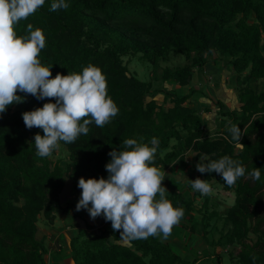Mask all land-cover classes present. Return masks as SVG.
Wrapping results in <instances>:
<instances>
[{"label":"trees","instance_id":"trees-1","mask_svg":"<svg viewBox=\"0 0 264 264\" xmlns=\"http://www.w3.org/2000/svg\"><path fill=\"white\" fill-rule=\"evenodd\" d=\"M52 2L45 0L21 20L17 36L28 35L29 23L43 31L45 47L38 58L42 66H52L51 78L81 74L90 64L98 67L119 112L102 128L90 125L89 133L74 143L59 142L69 151L65 165L51 159L55 150L49 157L36 154L34 137L44 133L28 129L23 121V113L55 99L38 100L18 91L23 102L0 113V264H62L47 260L45 239L37 236L38 223H55L57 212L80 216L75 204L59 201L66 179L82 192L80 178H108L109 153L124 150V140L151 147L154 137L159 145L150 166L160 170L187 168L189 152L204 163L223 156L238 161L245 176L231 187L216 173H202L200 178L232 193L234 205L221 214L210 195L192 189L196 179L186 182L185 191H177L180 182L174 180V191H167L166 199L184 210L182 226L190 234L200 232L205 249L192 248L188 252L197 251L194 256L183 255L158 235L131 244L117 242L122 230L114 231L108 221L99 233L90 231L88 224L78 230L69 245L73 264H264V90L256 88L264 80V0H65L68 9L50 11ZM138 55L153 67L169 63L173 55L183 57L186 64L166 67L161 82L189 88V93L170 90L164 102L173 106L159 105L152 97L154 84L133 74L124 61ZM218 61L234 72L239 107L226 110L225 103L217 101L222 129L212 136L199 111L186 104L198 93L196 71L204 72L207 64ZM232 125L242 132L243 151L232 140ZM254 168L261 169L260 180L248 175Z\"/></svg>","mask_w":264,"mask_h":264},{"label":"clouds","instance_id":"clouds-1","mask_svg":"<svg viewBox=\"0 0 264 264\" xmlns=\"http://www.w3.org/2000/svg\"><path fill=\"white\" fill-rule=\"evenodd\" d=\"M44 3L45 0H0V113L9 105L23 102V98L16 95L18 91L38 100L56 101L23 113L28 129L38 128L44 133L34 137L36 154L41 158L51 156L59 148V142L72 144L81 134L87 135L90 125L104 127L119 112L107 94L106 78L98 67L90 64L81 74H57L51 78L52 66H42L38 58L45 47L43 31L33 30L29 23L28 35L17 36L15 29L19 22L27 20ZM69 7L65 0H53L50 11ZM228 130L236 142L235 147L243 151L245 146L239 142L240 128L232 125ZM151 145L126 139L122 145L124 150L114 149L109 153L111 160L105 166L109 174L107 179L80 178L78 181L82 193L76 210L86 209L92 219L103 215L114 231L122 230L117 242L131 244L134 240L160 234L167 239L184 216L182 208H174L166 199L167 190L162 186L165 172L150 166L157 152L158 139L154 137ZM196 169L200 173L220 175L229 187L244 177L246 171L229 156L200 162ZM248 175L260 180L261 169L254 168ZM191 186L204 196L213 192L211 185L199 178L191 181Z\"/></svg>","mask_w":264,"mask_h":264},{"label":"rangeland","instance_id":"rangeland-1","mask_svg":"<svg viewBox=\"0 0 264 264\" xmlns=\"http://www.w3.org/2000/svg\"><path fill=\"white\" fill-rule=\"evenodd\" d=\"M124 61L133 74L139 76L141 80L151 81L154 84L156 91L152 97L157 100L159 105H162L165 108L173 106V104L170 102H164V97L168 91L175 89L179 94L184 92L189 93L190 91L189 88L182 89L179 86H176V84L172 85L173 83L170 82L164 84L161 82V75L166 67L175 68L178 66H184L186 64V60L181 56L173 55L169 63H160L158 67L150 66V64H148V62L142 57V55H138L133 58L127 57L124 59ZM225 65L226 64L223 61H218L216 63L207 64L205 66L204 72L196 71L194 87L198 89V93H196L192 97L191 101L186 104L189 107L195 108L199 111L204 120L205 130L208 131L212 136L216 135L217 132L222 129L217 118L219 110V106L216 104L217 101L221 100L224 102L226 110H233L239 107L238 93L237 90H235L236 84L233 80L234 72L231 68L225 67ZM157 78H159V80ZM256 88L258 91L264 90V80L258 81ZM51 159L55 162L61 160L62 165H65L69 161L68 149L59 143V148L55 150V153L52 155ZM188 160L189 164L187 168H184L181 165H174L172 167L170 166L168 168L162 169V171L165 172V176L170 175L172 178H175L178 181H185V184L183 183V185L181 184L182 182L180 183L178 190L185 191L188 176L189 180L201 178L202 173L197 171L196 165L200 162L204 163V159H196L194 153L190 152L188 155ZM192 166L193 168L190 169ZM162 183L165 185V188L169 186V183L164 182V180ZM169 187L171 188V186ZM211 187L213 189V192L210 195L211 201L213 204L215 203L217 207L216 209L221 214H224L227 209L234 205L235 196L232 193L224 191L217 184H211ZM172 191L174 190L172 189ZM81 193L82 192H77L76 189H74L69 204H75L76 206L81 199ZM197 201V206H199L202 203V200L198 198ZM89 207H91V205H89ZM85 212L88 213L86 209H81L80 217H85ZM72 213L73 212H71V215L73 217L74 213ZM99 217H103V215ZM86 218L88 219V217H85V219ZM70 220H68V218L61 212H57L55 223H45L44 221L38 223L40 232L38 233L37 237L38 239H45V244L49 252L47 255V260L60 261L62 264H73L68 252H65L64 254L65 248L69 247L71 239L78 232L75 230L74 233L68 228V222H70ZM73 220L78 221L79 218ZM184 224L188 225L186 222H184ZM222 224L223 221H219V225L222 226ZM182 225L183 222L178 224L177 236L174 235L173 228L172 233L168 238H171L172 242L173 240H177L176 242H173L175 245L173 247L177 252L180 254H186L187 256H190V254L194 256L197 251L200 252L206 248L201 238V233L199 232L190 234L189 230ZM158 237L164 242L171 243L168 238L163 239L162 234L158 235ZM216 237L218 238V235ZM192 248L196 249L197 251H193L192 253L188 252V250ZM217 251L220 254H226V250L224 249L219 248ZM225 264H228L226 260Z\"/></svg>","mask_w":264,"mask_h":264},{"label":"crops","instance_id":"crops-1","mask_svg":"<svg viewBox=\"0 0 264 264\" xmlns=\"http://www.w3.org/2000/svg\"><path fill=\"white\" fill-rule=\"evenodd\" d=\"M190 154V152L186 155V160H187V162L189 163V160H188V155ZM195 155V154H194ZM174 166V165H173ZM172 167V166H171ZM193 168V166L190 168V169H192ZM162 171V170H161ZM191 176V175H190ZM166 178L164 179V182H167V183H169V186L171 185V183H172V181H176V182H182L181 184L183 185V183L185 184V181H178L177 179H175V178H172L170 175H166L165 176ZM187 179L189 180V176L187 177ZM163 182V181H162ZM162 186L163 187H165V185H163V183H162ZM166 187V190L167 191H171L172 190V188H170V187ZM181 188V187H180ZM175 189L177 190V191H184V190H178V187H175ZM72 198V197H71ZM77 211V210H76ZM74 213V212H73ZM72 213V214H73ZM77 213H79V215H80V211H77ZM67 218H68V220H70V222H68V228L70 229V230H72L74 233H75V230H79L80 228H84L87 224L88 225H90L91 226V230L90 231H92V232H101V231H103V230H105V229H107V227H108V221H106L105 220V218H103V217H96L95 219H92L91 217H90V215H89V213H87V212H85V217H88V219L86 218L85 219V217L84 216H79V217H76L75 216V213L73 214V217H72V215H69V216H66ZM77 219V218H79V220L77 221V220H73V219ZM70 226V227H69ZM72 226V227H71ZM178 227V225H176V226H174L173 228V231H174V235H176L177 236V228ZM68 228H67V230H68ZM73 236V235H72ZM176 236H174V237H176ZM173 237V238H174ZM168 240H170L171 241V238L169 239L168 238ZM177 240H173V242H176ZM172 241H171V245L172 246H175L174 245V243H173ZM168 243V242H167ZM185 251V250H184ZM65 252L67 253L68 252V254H69V257L71 258V252H70V248L68 247V248H65V251H64V254H65ZM186 253V252H185ZM183 255H186V254H183Z\"/></svg>","mask_w":264,"mask_h":264},{"label":"water","instance_id":"water-1","mask_svg":"<svg viewBox=\"0 0 264 264\" xmlns=\"http://www.w3.org/2000/svg\"><path fill=\"white\" fill-rule=\"evenodd\" d=\"M74 189V181L71 178H67L62 191L59 194V201L62 205L70 201ZM42 219L45 220V209L42 211Z\"/></svg>","mask_w":264,"mask_h":264}]
</instances>
